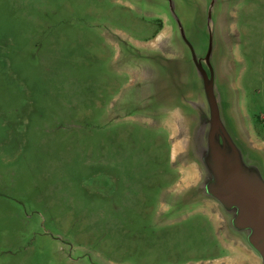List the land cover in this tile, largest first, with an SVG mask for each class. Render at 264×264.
<instances>
[{
    "label": "rangeland",
    "instance_id": "1",
    "mask_svg": "<svg viewBox=\"0 0 264 264\" xmlns=\"http://www.w3.org/2000/svg\"><path fill=\"white\" fill-rule=\"evenodd\" d=\"M152 1L0 0V264L244 257L211 205L170 211L200 80L174 35L154 48L175 18ZM173 1L198 54L211 10L223 116L264 155V0Z\"/></svg>",
    "mask_w": 264,
    "mask_h": 264
},
{
    "label": "water",
    "instance_id": "2",
    "mask_svg": "<svg viewBox=\"0 0 264 264\" xmlns=\"http://www.w3.org/2000/svg\"><path fill=\"white\" fill-rule=\"evenodd\" d=\"M174 20L169 21L172 35L188 49L200 80L194 116L183 125L185 152L197 169L194 182L171 200L172 214L209 204L222 221L221 229L243 251L244 257L224 264H264V155L247 125L228 122L223 116L211 61L213 33L209 10V43L198 54L186 30L174 12V1L168 0ZM147 3L153 4L152 0ZM154 6V5H152ZM159 9L161 7L157 6ZM155 8V7H152ZM164 14V13H163ZM175 21V22H174Z\"/></svg>",
    "mask_w": 264,
    "mask_h": 264
}]
</instances>
